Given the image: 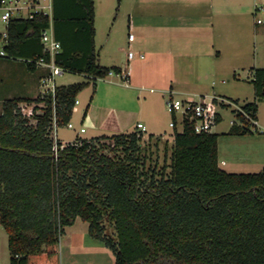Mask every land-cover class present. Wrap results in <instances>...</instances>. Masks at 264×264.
Listing matches in <instances>:
<instances>
[{
  "label": "trees",
  "instance_id": "16d2710c",
  "mask_svg": "<svg viewBox=\"0 0 264 264\" xmlns=\"http://www.w3.org/2000/svg\"><path fill=\"white\" fill-rule=\"evenodd\" d=\"M51 24L61 43L56 64L88 80L57 85L55 97L3 100L0 225L8 234L10 264H61L60 237L78 218L88 223L91 238L113 251L115 264H264V168H221L219 134H198L186 122L182 132L174 128L172 144L155 134L143 142L137 128L65 145L55 139L54 123H70L78 94L122 70L100 64L94 0H52L51 15L12 19L9 57L0 59L39 73L28 59H50L41 34ZM251 71L255 97L240 108L257 121L264 67ZM23 102L34 104L31 115ZM233 112L228 135L258 132L241 111Z\"/></svg>",
  "mask_w": 264,
  "mask_h": 264
},
{
  "label": "crops",
  "instance_id": "0c3cea01",
  "mask_svg": "<svg viewBox=\"0 0 264 264\" xmlns=\"http://www.w3.org/2000/svg\"><path fill=\"white\" fill-rule=\"evenodd\" d=\"M152 2L157 3L162 9L158 13L159 16L150 13V17L142 16L141 19L137 20L130 12L128 17V36L130 33H134L136 29L140 33V42L137 43V35L134 34L135 40L133 42H130L128 38L129 47L127 52L124 46H117L112 51L109 49L106 65L102 63L103 48L101 50L97 48V28L95 27V49L99 54L100 64L106 67L117 66L122 71L127 70L129 72V83H125L126 86L123 87L131 90V92L133 90L137 91L138 100H140L139 95L143 92H146L145 99L147 97L152 99L157 96L156 99L162 101L161 104L163 106L170 96L182 97V99L204 97L208 95V92L195 90L190 87L192 77H197L196 74L202 70L204 75L214 77L215 75L236 74L240 70L263 67L259 66L260 64L257 62L259 55L257 43L259 39L262 38L261 43L264 46V29L260 28L263 23L255 20L256 13L253 11L259 6H264V0H253L251 4H244L243 0H134L135 5L141 6H147V4ZM151 23H156L160 30L154 39L151 33ZM134 43L136 48L132 47ZM249 43H251V46L254 44L252 46V56L255 64H251L252 62L250 61L252 56H250L251 46L249 47ZM131 50L136 55L129 59L128 52ZM203 66L205 69H199V67ZM45 71L49 73V70L39 67L38 75L33 78L30 76L21 77L16 75L14 71L11 77L4 79L5 82L9 83V86L3 85L4 89L0 87V91L7 89L11 92L14 89V95H9L7 96L8 98H36L39 95L32 96L30 92L36 90L34 81L39 80L41 82V74ZM79 75L84 77L83 81L88 80L87 75ZM112 77H121V75L109 74L105 78L97 79L95 83L97 85V81H109ZM222 82L225 83V80H222ZM113 83L120 85L118 81ZM212 84L215 85L216 83L213 81ZM94 93L95 89L91 96L92 100L90 97L88 104L83 108L80 130L84 127V133L88 130L93 132L109 129L124 133L134 126L136 128L137 123L141 122L147 128L146 133L158 135L153 130L148 132L149 129H155L152 122H150L152 117L149 113V116L143 119L140 113L138 114L134 111L126 113L122 110L120 115L114 117V128H110L108 125L109 113L105 117L97 114V107L93 102ZM254 97L255 94L253 92L251 98H246L243 103L252 101ZM79 104L80 102L77 99L72 119ZM261 104H264V102H259L258 119L256 121L258 132L245 136H236L243 137V139L236 140H242L244 144L241 148L227 153L226 157L229 160L222 158L219 165L224 170L238 173L245 171L241 169H253L252 171L259 172L264 168V118L259 114ZM88 105L89 108L85 115ZM1 112L2 107L0 114ZM72 119L70 122L73 124V128L71 129H75L76 126ZM101 135L108 134H94L83 138ZM75 140L70 142L62 141V143L65 145ZM218 153L220 156L219 143ZM86 234H88V227L82 233L84 235L82 240H79L76 235L68 237V240L60 249V254L62 255H60L61 264H82L83 260H86V264H100L98 254L102 248L101 242L95 239L89 241L86 239ZM81 250H86V253L78 252ZM102 250L104 253L105 249Z\"/></svg>",
  "mask_w": 264,
  "mask_h": 264
},
{
  "label": "rangeland",
  "instance_id": "374dc122",
  "mask_svg": "<svg viewBox=\"0 0 264 264\" xmlns=\"http://www.w3.org/2000/svg\"><path fill=\"white\" fill-rule=\"evenodd\" d=\"M253 0H243L244 4H251ZM43 4L48 5L51 4V0H46L43 2ZM159 9V10H158ZM50 11L49 9H47ZM162 10L160 6L152 2L151 4H147V6H141V5H135L134 0H95V12H96V24L95 27L97 28V48L102 50V63L107 64V55L109 52V49L111 51L117 47V46H124L125 50L127 52L128 50V17L129 13H132V16L135 17L137 20L141 19L142 16H148L150 17V13H154L155 15L159 16V11ZM156 11V13H155ZM255 12V20L259 21V23H263L260 28L264 29V9L263 10H254ZM154 17V16H153ZM151 33L152 37H157L158 32L160 31L157 24L151 23ZM134 34L137 35V43L140 42V33L138 30H134ZM253 36V35H252ZM251 36V37H252ZM261 39H259L257 45H258V59L257 62L260 64L259 66L264 67V46L261 43ZM136 43V44H137ZM251 43H249V47ZM254 44H252L253 46ZM250 48V56L253 55V47ZM132 47L136 48L135 43L132 45ZM252 50V53H251ZM250 61L251 64L254 63L253 56L251 57ZM262 67V68H263ZM14 68V69H13ZM199 69H205V67H199ZM14 71L16 75H20L21 77H36L37 73H30L27 72V70L24 68L23 64L20 61H9L5 59H0V87L3 88V85H8V82H5L4 79L6 77H11L14 74ZM237 77H234V74H221V75H215L213 76H206L204 75L203 70L196 74L197 77H192L190 81V87L195 90H202L204 92H208V95H206V98L209 100L213 97H223L228 100L232 98L236 104L231 105L230 108H221V122L218 123L213 127L212 132L219 134V147H220V156H219V162H221L222 158H225L226 160H229L227 156V153L229 151H234L235 149H239L243 146L244 142L242 140H236V139H243V137H236L227 135L226 131L230 128L231 122L236 120V115L233 112L234 109H236L237 106L240 107L241 104H243L244 100L246 98H251V94H253L254 89L253 85L250 83V80L252 79V71L247 70H240L237 73ZM109 81H97V85L95 88L94 93V103L97 107V114L101 117H105L108 113L110 115V119L108 121V125L110 128H114L113 121L114 117H117L120 115L122 110L127 112H136L142 114V118L146 119V116L152 117L153 127L155 129H149L148 132H155L158 134L157 136H161L163 141H168L170 144L173 143L174 137H173V131L174 129L170 127L169 123L171 121V115L168 112L166 108V104L164 103V106L161 104L162 101L156 99L157 96L153 97L152 99L147 97L145 99L146 92H143L140 94V100H138V93L137 91L131 92V90H128L127 88H124L125 81L122 79V77H112ZM84 80V77L79 74H72L69 72H64L62 75H59L56 77V85H63V84H74L78 82H82ZM222 80H225V83L222 82ZM114 81H118L120 85H116L113 83ZM124 81V82H123ZM215 82L216 84L213 85L212 82ZM5 82V83H4ZM34 85L36 86V90L31 91L30 95L32 96H38L42 94V86L41 82L39 80L34 81ZM123 83V84H122ZM109 87V88H108ZM108 88V90H107ZM4 89V88H3ZM1 90L0 91V111L1 107L3 105V99L8 98L9 95H14V89L11 90ZM94 91V85L93 82L88 85L86 88H84L78 95L77 99L80 102L79 105H77V111L74 114V117L72 119V122L76 126L75 129L68 128L67 126L64 127H57L56 128V134L57 139H60L63 142H70L76 139L75 141H78L80 138L92 136L94 134H108V135H114V134H120L115 129H109V130H97V131H90L88 130L86 133L80 132L81 127V117L83 115V108L86 106L89 102V98L92 96ZM111 91V92H110ZM179 98V97H178ZM182 98V97H181ZM239 98V100H238ZM195 99H198L195 98ZM237 101V102H236ZM42 105V104H41ZM22 110L27 115H31L32 109L34 107L33 103H21L20 104ZM259 114L261 117L264 118V104H261V108L259 111ZM145 115V116H144ZM135 129V126L131 128L130 130L126 131H132ZM182 127L179 126V130H181ZM79 133V134H78ZM125 133V132H124ZM161 134V135H160ZM79 135V136H78ZM148 133H144L143 135V142H148ZM78 136V137H77ZM166 137V138H164ZM258 137V136H256ZM74 141V142H75ZM104 143H110L109 140H103ZM160 157L164 154V146L160 145ZM233 149V150H232ZM231 162V161H230ZM229 168V167H225ZM249 168V167H248ZM245 171H240L238 173H249V172H257L252 171L253 169H241ZM88 223L82 221L81 219H77V222L73 226H69L65 228V232L60 237V244H59V252L60 249H62V246L64 243L68 240V237H72L76 235L79 237V240H82V233L85 229H87ZM86 239L89 241H92L93 238H91L88 234H86ZM61 245V246H60ZM101 250L98 254L100 259V264H115V255L113 251L106 247L103 243H101ZM105 249V252L103 253V250ZM78 252L86 253V250H81ZM90 254V253H88ZM61 255V254H60ZM62 256V255H61ZM79 256V255H78ZM86 257V255H85ZM10 251L8 246V234L6 230L3 228V226L0 225V264H10ZM62 258V257H61ZM82 264H86V260L82 261ZM68 264V263H66Z\"/></svg>",
  "mask_w": 264,
  "mask_h": 264
},
{
  "label": "built area",
  "instance_id": "2783aa9c",
  "mask_svg": "<svg viewBox=\"0 0 264 264\" xmlns=\"http://www.w3.org/2000/svg\"><path fill=\"white\" fill-rule=\"evenodd\" d=\"M46 0H0V58H6L8 56L7 46L9 45V25L12 19L15 18H33L36 13H43L45 15H51L52 5H45L43 2ZM49 9L50 11H48ZM264 6H259L256 10H263ZM260 22V20L258 21ZM129 41L135 40L134 33H130ZM41 42L43 44L44 52L50 55V59L42 56L39 59H28V62L35 63L39 67L49 70V74L42 76V95L51 94L55 97L56 94V77L64 73V69L56 64L55 56L61 50V43L55 38L52 24L48 29L42 31ZM136 53L134 51L128 52L129 59H132ZM143 57V55H141ZM110 74H114L113 72ZM121 77L126 84L129 83V72L122 71ZM221 103L235 105L236 104L223 97H213L207 99L206 96L199 97L198 99H182L174 96H170L166 101V108L171 115L170 127L173 129L179 126L182 127L180 132L183 131L186 122L190 123L193 130L198 133H211L213 127L217 125L218 116L221 115L220 109ZM241 111L247 118L249 115L246 114L239 106L236 107ZM26 114V113H25ZM32 114V113H31ZM29 116V115H28ZM250 119V118H249ZM253 124L256 125V121L250 119ZM234 121H232L233 123ZM69 128H73V124L70 122L67 125ZM57 125L54 123L53 136L57 139L56 134ZM137 130L146 133V126L138 122ZM81 132L85 131L82 127Z\"/></svg>",
  "mask_w": 264,
  "mask_h": 264
}]
</instances>
